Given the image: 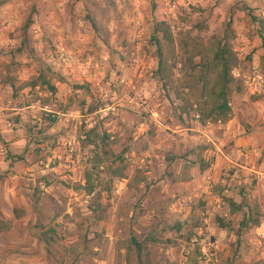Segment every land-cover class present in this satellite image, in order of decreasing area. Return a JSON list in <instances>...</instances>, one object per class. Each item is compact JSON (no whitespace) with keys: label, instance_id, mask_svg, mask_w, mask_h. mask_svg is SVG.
<instances>
[{"label":"rangeland","instance_id":"rangeland-1","mask_svg":"<svg viewBox=\"0 0 264 264\" xmlns=\"http://www.w3.org/2000/svg\"><path fill=\"white\" fill-rule=\"evenodd\" d=\"M252 15L264 0H0V264H264ZM159 21L176 41L229 39L240 145L219 123L174 115L154 76ZM44 68L54 93L25 85ZM219 152L234 165L215 172ZM245 212L259 223L237 236Z\"/></svg>","mask_w":264,"mask_h":264},{"label":"trees","instance_id":"trees-1","mask_svg":"<svg viewBox=\"0 0 264 264\" xmlns=\"http://www.w3.org/2000/svg\"><path fill=\"white\" fill-rule=\"evenodd\" d=\"M251 17L258 27L261 47L264 51V17L254 15ZM153 32L152 39L156 44L157 56L154 76L161 82L162 87L169 90L179 101L180 104L173 109L178 121L183 123V115L187 117L192 113L193 117L197 116L195 119L200 125L228 122L232 118L228 88L233 80L231 71L236 64V57L229 39L213 38L205 42L201 39L182 38L176 41L170 26L164 21L156 22ZM176 49L180 52L179 57L175 56ZM178 64L181 65L179 76L175 73ZM260 65L264 76V53L260 58ZM47 74L53 75L54 73L44 68L25 85L32 88L46 86L51 93H54L56 88L51 84V78H48ZM196 163L200 167L203 166L201 158ZM81 188L87 194L92 193L89 174H86L85 185ZM230 206L232 211L238 209V205L233 202ZM248 223L258 225L259 222L252 220L249 212H245L236 230L237 236L240 235V229L246 227ZM220 227L231 230L230 224L223 223L221 220Z\"/></svg>","mask_w":264,"mask_h":264},{"label":"crops","instance_id":"crops-1","mask_svg":"<svg viewBox=\"0 0 264 264\" xmlns=\"http://www.w3.org/2000/svg\"><path fill=\"white\" fill-rule=\"evenodd\" d=\"M234 95V94H233ZM232 109V118L226 122L225 124H219L220 128L223 129L222 134L229 141L236 142L237 145H240V141H237V135L240 134V99L239 96L234 95V101L231 105ZM222 141V139H221ZM233 157H235L234 153L231 152L229 155H225L222 152L216 155L215 158V172L220 171L222 167H228L229 163L234 165Z\"/></svg>","mask_w":264,"mask_h":264}]
</instances>
